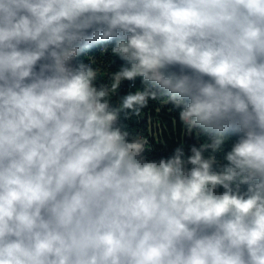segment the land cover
Returning <instances> with one entry per match:
<instances>
[{
    "label": "clouds",
    "instance_id": "obj_1",
    "mask_svg": "<svg viewBox=\"0 0 264 264\" xmlns=\"http://www.w3.org/2000/svg\"><path fill=\"white\" fill-rule=\"evenodd\" d=\"M0 264H264V0H0Z\"/></svg>",
    "mask_w": 264,
    "mask_h": 264
},
{
    "label": "trees",
    "instance_id": "obj_2",
    "mask_svg": "<svg viewBox=\"0 0 264 264\" xmlns=\"http://www.w3.org/2000/svg\"><path fill=\"white\" fill-rule=\"evenodd\" d=\"M98 55V53H97ZM112 70H115V65L112 66ZM125 91L127 90L126 88L124 89ZM160 116L163 120L167 121L168 122V125H169V128H171V122H170V117L169 115L165 112V111H162L160 113ZM167 136V133L165 134ZM176 137L173 136L170 140V143H169V147L167 149H158L157 150V154H163V155H167L170 151H171V148L174 147V141H175ZM160 142V141H158Z\"/></svg>",
    "mask_w": 264,
    "mask_h": 264
}]
</instances>
